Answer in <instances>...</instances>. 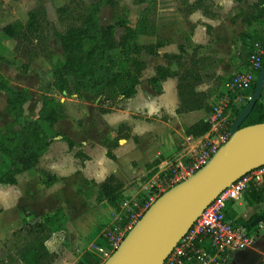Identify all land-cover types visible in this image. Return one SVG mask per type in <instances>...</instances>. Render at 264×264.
I'll return each mask as SVG.
<instances>
[{
    "label": "crops",
    "instance_id": "crops-1",
    "mask_svg": "<svg viewBox=\"0 0 264 264\" xmlns=\"http://www.w3.org/2000/svg\"><path fill=\"white\" fill-rule=\"evenodd\" d=\"M258 1L156 0L154 32L139 34L137 42L159 44L157 54L142 51L137 55L145 69L135 94L119 96L112 105H100L91 93H73L70 103L74 107L69 103L65 117L54 123L53 131L59 135L53 137L36 166L17 174L15 184H0V260L7 253L4 239L48 216L52 235L45 245L55 254L51 264H90L96 258L102 264L91 244L106 246L103 230L123 212L126 200L141 195L139 180L185 159L204 135L187 134L185 128L205 121L209 112L200 108L178 113L177 77L151 83L155 68L175 71L177 64L169 62L166 54H182L180 62L201 77L194 90L206 93V102L212 107L216 97L224 95V88L229 89L231 76L246 67L247 38L264 42V16L252 13L260 8ZM233 102L238 103L234 98ZM109 150L112 157L107 155ZM42 173L49 174V183L43 182ZM111 174L122 184L119 210L104 199L99 188ZM242 200L246 202L243 194L227 204L226 212ZM227 213L232 222L251 215ZM260 234L256 264L264 256L260 243L264 229ZM253 258L251 253L233 251L223 264H235L233 260L250 264ZM20 263L32 264L29 260Z\"/></svg>",
    "mask_w": 264,
    "mask_h": 264
},
{
    "label": "trees",
    "instance_id": "trees-1",
    "mask_svg": "<svg viewBox=\"0 0 264 264\" xmlns=\"http://www.w3.org/2000/svg\"><path fill=\"white\" fill-rule=\"evenodd\" d=\"M135 3H144L137 19L129 24L127 17H116L113 24H102L98 17V12L105 5L115 6L116 0H95L94 3L86 6L83 0H67V3L58 8V15L62 20L68 21L64 32H56L49 26L46 7L39 4L37 8L27 12L26 21H12L5 24L1 29V36L6 40L14 41V52L18 57L29 60L42 55L48 59L52 66L53 82L51 85L58 91L70 90L75 93H91L98 98L100 105H112L119 96L124 98L135 94L137 85L140 83L141 75L145 69L144 61L137 58L142 51L150 54H157L159 44L141 45L137 42L139 34L154 32L153 23L149 18V13L155 8L156 0H134ZM241 1V0H236ZM260 8L253 12L255 17L264 16V0H259ZM122 28V33L117 38L115 28ZM59 38L62 55L56 56L54 52L48 50L49 36L51 31ZM263 41L251 40L249 52L246 51V63L249 54L253 50V43ZM169 62H175L177 69L172 71L169 67L157 66L155 75L149 80L156 83L168 76H176L177 93L179 96V106L177 112L192 111L203 108L210 113L211 106L207 101V94L194 90L198 81H201L197 72L185 62H180L184 57L182 54H166ZM186 57V56H185ZM191 56L190 58H192ZM53 58V61H52ZM193 60V59H192ZM264 64V55L262 59ZM28 63H25L23 71L27 70ZM193 64V63H192ZM194 65V64H193ZM261 69V68H260ZM260 69L257 71L258 75ZM196 70V67H195ZM255 81L250 87V94L254 90ZM0 90L7 95L6 111L14 117V123L19 125L18 129L7 125L0 129V153L8 159V167L0 170V184H15L17 174L29 170L36 166L39 158L45 153L54 136L48 134L43 128L46 124L49 130H53V125L58 120L65 117V105L59 98L50 94L41 95L40 107L37 116L32 120L20 122L25 112V103L29 100L30 94L26 88L16 89L9 84L7 77L0 73ZM255 102L254 106L242 122L241 126L264 122V102L262 95ZM230 122L240 114L245 107V103L233 102V94L229 95ZM101 111L105 108H100ZM209 129L207 120H201L185 128V133L193 136H201ZM69 146L72 141L62 136ZM116 138L111 140L112 143ZM107 155L112 157L110 150ZM43 182L49 183V174L42 173ZM48 178V179H47ZM121 182L113 174L109 175L99 184L102 196L115 209L119 210L118 201L121 200ZM243 198L250 205L264 201V183L257 184L251 181L243 192ZM123 215V212H122ZM225 216L230 218L225 210ZM51 217H46L42 221L26 224L16 229L9 237L3 240L5 247V258L0 260V264H19L21 260L32 264H51L55 259V254L50 252L45 245L46 240L52 235L48 222ZM234 225L241 224L247 232H260L259 225L264 226V211L254 212L248 218H237ZM21 264V263H20ZM90 264H100L96 258Z\"/></svg>",
    "mask_w": 264,
    "mask_h": 264
},
{
    "label": "built area",
    "instance_id": "built-area-1",
    "mask_svg": "<svg viewBox=\"0 0 264 264\" xmlns=\"http://www.w3.org/2000/svg\"><path fill=\"white\" fill-rule=\"evenodd\" d=\"M263 55L264 46L260 42H254L246 67L231 76L228 85L230 90L250 89L256 80L257 71L262 67ZM229 103L228 96L214 102L206 118L209 129L200 137L197 146L191 149L185 159L170 164L150 177L143 184L141 195L124 202L123 215L120 213L116 221L103 230L106 246L91 244V249L100 256L101 262L112 254L126 233L161 193L202 167L229 138ZM251 181L257 184L264 182V165L251 170L222 189L199 214L162 264H223L230 252L255 247L260 232L249 233L243 226L234 225L225 216L227 204L239 200ZM259 228L264 229V226L260 224ZM261 264H264V256Z\"/></svg>",
    "mask_w": 264,
    "mask_h": 264
},
{
    "label": "water",
    "instance_id": "water-1",
    "mask_svg": "<svg viewBox=\"0 0 264 264\" xmlns=\"http://www.w3.org/2000/svg\"><path fill=\"white\" fill-rule=\"evenodd\" d=\"M263 85L264 64L256 77L248 102L231 123L229 138L202 167L161 193L102 264H162L179 239L222 189L264 165V122L241 126L260 98ZM236 252L253 254L250 264H256L260 257L255 247Z\"/></svg>",
    "mask_w": 264,
    "mask_h": 264
},
{
    "label": "rangeland",
    "instance_id": "rangeland-1",
    "mask_svg": "<svg viewBox=\"0 0 264 264\" xmlns=\"http://www.w3.org/2000/svg\"><path fill=\"white\" fill-rule=\"evenodd\" d=\"M83 2L86 6H88L91 3H94L95 0H83ZM116 2L117 4L115 6L105 5L99 10L98 17L102 24H114L116 22L115 18L118 16L127 17V23L131 24L137 19L141 9L144 6L143 2L135 3L134 0H116ZM66 3L67 0H0V73L8 78L9 84L11 86L17 89L26 88L30 94L29 100L25 103V112L22 118H20V122L36 118L37 110L40 107L41 95L50 94L56 96L60 99V101L64 103L66 110L69 106L70 100L74 97V95L72 94L77 93L72 91L73 88L71 83L69 85L71 92H58L51 85V83L53 82V76L52 66L49 60L45 59L42 55H39L31 60H29L28 58L18 57L13 49L14 41L6 40L5 38H3L1 36V29L5 24H8L12 21H26L27 12L29 10L37 8L39 4H44L49 20V26L52 27V29L56 32H64L69 23L68 21L64 20L61 21L58 15V8ZM154 11L155 8L152 9L149 13V18L152 23L154 19ZM53 30L51 31L49 36L48 50H51L52 52H54V54H56V56L60 57L62 55V50L60 47L59 38L54 34ZM122 30L123 29L119 27L115 28V36L117 38L122 33ZM247 40L250 41V37L247 38ZM184 43L185 42H183L182 44ZM250 45H246L245 49L247 52H249L251 48ZM183 51L184 53H187V51ZM25 63H28L26 64L27 70L23 71L22 66H24ZM224 89H226L224 90V95L221 94L219 97L217 96L214 102L224 96L229 97L230 94H233V98L236 100V102L243 104L250 97V90L232 91L230 89L227 90V87ZM262 101L264 102V92L262 95ZM70 106L73 105L71 104ZM228 109H230V107ZM14 122V117L6 111V93L0 90V129H3L7 125L18 129L19 125ZM43 128L46 132H48V134H54V131L49 130L46 124H43ZM7 167L8 159L0 153V170L6 169ZM149 177L150 176L144 177L143 179L139 180V182L142 183L140 188H142L143 184L148 181ZM228 211H230V214H235V211L239 212V214L243 212L252 214L254 212L264 211V201L254 205H249L242 200L241 204H236L233 209L230 208V210L228 209L227 212ZM260 243L264 244V237Z\"/></svg>",
    "mask_w": 264,
    "mask_h": 264
}]
</instances>
